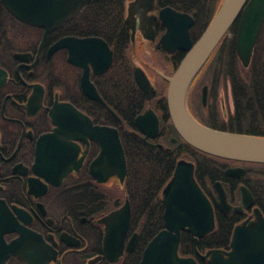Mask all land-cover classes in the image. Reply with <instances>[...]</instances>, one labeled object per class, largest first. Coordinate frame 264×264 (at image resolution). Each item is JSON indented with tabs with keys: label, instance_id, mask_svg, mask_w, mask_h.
Instances as JSON below:
<instances>
[{
	"label": "flooded vegetation",
	"instance_id": "flooded-vegetation-1",
	"mask_svg": "<svg viewBox=\"0 0 264 264\" xmlns=\"http://www.w3.org/2000/svg\"><path fill=\"white\" fill-rule=\"evenodd\" d=\"M223 1L122 0L124 21L129 31V44L125 55L130 64L133 81L145 102L140 113L151 108L159 119L158 134L154 138H148L150 142L164 146L160 141L161 123L164 121L165 126L170 125L163 110L164 107L167 109L168 82L165 77L174 73L186 55V50L180 47L181 41L184 45L182 32L188 25L189 35L194 43L209 25ZM80 12L49 31L43 42V27L19 20L0 0V264H125L126 255L135 248L130 252L124 248L123 253L115 260H110L104 252L105 228L100 219L129 199L123 187L124 180L112 176L104 183H97L90 175L89 164L99 153L100 147L97 141L87 136L83 127L82 130H75L82 138L71 140L76 146V161L80 160L81 163L78 168H72L60 184L49 182L33 170L38 138L57 127L50 111L57 117L58 111L55 107L58 103L71 104L77 110V114L72 116L81 122V125L85 123L89 127V121H85L86 116L91 119L93 125H109L117 128L119 132V125L95 121L90 114V102L98 103L106 109L107 106L111 108L99 91L98 79L113 66L115 55L113 47L103 37L75 31L79 26L71 22ZM128 16L131 17L134 28L129 26ZM238 24L239 18L222 36L194 77L187 93L189 112L198 121L213 128L232 125L235 108V62L242 66L236 51ZM262 28L255 46L261 38ZM167 32L172 33L173 39L163 41L162 38ZM65 37L70 38L69 45L49 54L50 47ZM88 37L103 39L112 50V63L103 73H94L90 61L84 58V52L81 57L78 53V40ZM171 48L173 50H170ZM70 56L83 65L70 61ZM84 63L87 65L90 81L106 105L85 94ZM137 68H141L150 80L155 92L151 98L144 97L135 80ZM32 95H35V101L31 100ZM38 99L40 104L35 105ZM107 111L117 123L122 124L121 118L114 110L119 119L108 109ZM135 118L132 131L143 140ZM174 137L176 142L172 141ZM169 139L172 143L179 144L176 136L170 135ZM229 166L243 165L228 163L225 169ZM84 172L92 177L97 187L109 191L110 207L97 216L95 211H89L87 214L76 212L80 206L85 205L73 202V199L87 195L95 189L87 184H73L77 181L79 173ZM242 178L234 179L241 181ZM66 179H71V184L64 185ZM214 183L209 187V195L205 192L208 196H211V190H214ZM241 184L244 183L239 182L238 190ZM113 190H117L121 195H114ZM238 203L239 201L233 204ZM237 213L243 216L238 223L247 218L249 221L254 219L252 207ZM129 227L125 247L130 237L138 233L130 232ZM209 249L211 248L203 252L196 250L197 256L206 264L207 259L202 258L199 253H205Z\"/></svg>",
	"mask_w": 264,
	"mask_h": 264
},
{
	"label": "water",
	"instance_id": "water-1",
	"mask_svg": "<svg viewBox=\"0 0 264 264\" xmlns=\"http://www.w3.org/2000/svg\"><path fill=\"white\" fill-rule=\"evenodd\" d=\"M90 1L2 0L13 16L27 24L44 28L43 42L49 31L76 16ZM237 18H239L237 55L243 66L249 65L264 22V0H224L209 25L194 43L191 41L188 25L182 32L184 45L181 41L180 47L186 50V55L174 73L165 77L168 82L167 111L175 131L182 139L179 142L180 146L184 141L216 157L264 164V136L207 126L189 112L186 103L191 82ZM127 22L134 28L130 16ZM133 36L132 32V38ZM69 39L68 37L60 39L50 47L49 54L61 47H67ZM169 39H173L171 32H167L162 38L163 41ZM77 49L80 57L84 52L86 56L84 58L90 61L96 74L105 72L112 63V50L99 37L78 40ZM69 60L83 65L74 61L71 56ZM135 80L145 98H151L155 94L149 78L141 68L135 70ZM83 87L85 94L90 98L106 105L89 79L87 65L83 74ZM34 96H31L32 101L36 100ZM39 101L40 99L35 105H39ZM204 102L205 89H203ZM107 109L119 119L111 108L107 106ZM55 110L58 111L57 117L51 111L50 114L57 127L38 138L33 170L49 182L60 184L63 177L72 168H78L81 163L80 160L76 161V146L71 140L82 138V135L75 130H82L83 127L87 136L97 141L100 147L99 153L89 164L90 175L97 183H104L112 176L124 180L127 173L126 157L117 128L109 125H93L91 119L86 116L85 121H89V127L85 123L81 125V122L72 116L77 114V110L69 103H58ZM135 123L143 140L150 147L156 148L162 145L148 140L156 137L159 131L158 116L151 108L138 114ZM172 141L176 142L177 139L174 137ZM194 170L193 161L185 157L177 160L171 178L161 191L164 227L146 244L139 264H200L194 256L179 254L181 235L183 231H187L196 245L199 238L214 230V205L226 213H241L252 207L254 219L249 221L247 218L234 226L229 249L211 248L205 253H199L200 256L207 259L208 264H264V215L258 206H254L255 198L250 189L245 184H241L239 203L233 204L228 200L222 182L216 181L211 196H208L197 182ZM245 171L243 166H229L225 169V174L240 179ZM130 218V203L126 200L121 207L100 219L105 228L104 252L110 260L117 259L124 248L130 252L136 245L138 233L130 237L125 247Z\"/></svg>",
	"mask_w": 264,
	"mask_h": 264
},
{
	"label": "trees",
	"instance_id": "trees-1",
	"mask_svg": "<svg viewBox=\"0 0 264 264\" xmlns=\"http://www.w3.org/2000/svg\"><path fill=\"white\" fill-rule=\"evenodd\" d=\"M9 15V14H8ZM10 16V15H9ZM78 25L83 34L103 37L114 49L113 66L98 79V88L106 103L119 115L120 125L102 105L90 102V114L95 121L119 125V135L123 145L127 173L123 187L131 205L129 231H137L139 238L134 250L126 255L125 264H139L142 251L148 241L164 227V205L161 191L171 178L176 162L186 157L195 164V178L209 195V187L215 181L225 186L229 200L236 203L240 199L238 184L243 182L255 198V204L264 214V164L231 161L206 154L183 141V145L172 143L170 135L182 141L171 124L167 109L164 116L169 126L161 124V139L164 146L152 148L135 134L134 118L144 109L141 91L135 85L130 64L125 55L129 44V31L124 21L122 0H91L71 24ZM67 25V24H66ZM65 25V26H66ZM264 23L261 38L256 44L248 67L234 66V115L232 125L217 127L221 130L244 132L264 136ZM245 73V76L242 75ZM164 101V100H163ZM165 103V102H164ZM242 164L246 173L241 181L228 177L225 167L228 163ZM66 179L65 184H71ZM73 184H87L95 189L87 195H80L73 202L84 204L76 212L95 211L96 216L110 207L109 191L97 187L88 173H79ZM215 228L198 239L196 246L187 231L182 232L179 254L192 255L199 263L196 250L203 252L208 248H229L231 235L236 223L242 219L237 212L226 213L214 206Z\"/></svg>",
	"mask_w": 264,
	"mask_h": 264
},
{
	"label": "rangeland",
	"instance_id": "rangeland-1",
	"mask_svg": "<svg viewBox=\"0 0 264 264\" xmlns=\"http://www.w3.org/2000/svg\"><path fill=\"white\" fill-rule=\"evenodd\" d=\"M244 76H245V74H244ZM114 195H121V194H119V192L117 191V190H113V192H112Z\"/></svg>",
	"mask_w": 264,
	"mask_h": 264
}]
</instances>
